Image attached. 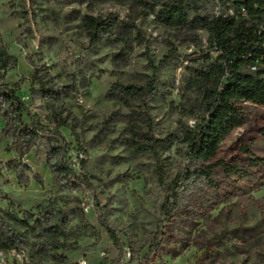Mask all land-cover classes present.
I'll list each match as a JSON object with an SVG mask.
<instances>
[{"label": "rangeland", "instance_id": "rangeland-1", "mask_svg": "<svg viewBox=\"0 0 264 264\" xmlns=\"http://www.w3.org/2000/svg\"><path fill=\"white\" fill-rule=\"evenodd\" d=\"M110 13L128 29L91 42L84 16ZM206 39L203 28H171L129 2L0 0V43L14 59L4 81L39 126L25 134L33 125L24 116L10 130L0 112V224L25 251L18 264H54L56 253L114 264L118 248L100 218L123 244L120 264H264V106L241 103L244 121L220 143L210 180L180 183L186 146L161 148L199 114L185 82ZM39 84L51 93H35ZM130 84L153 88L128 104L117 86ZM146 139L157 152L137 154L133 145ZM66 145L73 173L56 164ZM175 179L181 202L164 218L158 207Z\"/></svg>", "mask_w": 264, "mask_h": 264}, {"label": "trees", "instance_id": "trees-1", "mask_svg": "<svg viewBox=\"0 0 264 264\" xmlns=\"http://www.w3.org/2000/svg\"><path fill=\"white\" fill-rule=\"evenodd\" d=\"M95 1V0H93ZM132 3L146 8L156 19L171 28L193 29L203 28L207 32L208 52L203 54L201 63L193 68L186 79L185 85L189 90L197 93L199 98L198 115L192 125L183 123L176 135L169 134L165 138L167 148L173 142L186 146L187 162L186 174H183L180 183L193 178L210 180V163L217 155L222 140L244 121L241 103L249 102L264 106V0H101ZM206 2H212L217 11L211 14H202L200 9ZM232 11V14L229 11ZM83 25L91 42L119 40L120 34L128 27L120 26L114 14L106 17L86 15ZM118 36V37H117ZM13 57L0 43V112L9 118L6 128H12L10 121L24 124V116L28 117L29 130L36 134L39 127L32 119L29 106L19 97L15 89L5 82L7 70L11 67ZM147 86L118 85L117 90L127 98L128 104L132 100L146 95L152 89ZM33 92V91H32ZM31 92V94H32ZM51 93V89L39 84L35 93ZM193 114H195L193 112ZM27 128L28 125L25 124ZM24 127V128H25ZM264 135V129H262ZM65 142V140H64ZM69 145L63 148L58 159V170L73 173L69 164L63 161ZM55 150L54 148H51ZM133 150L137 154L151 151L157 152L155 142L146 139L136 142ZM209 163V164H207ZM207 164V165H206ZM182 198V191L176 179L168 185L166 194L159 204V211L164 218L178 208ZM25 218L31 219L29 213ZM15 221H21L16 215H10ZM62 220L61 222H63ZM102 226L107 231L118 248V257L114 264H120L123 255V244L114 229L105 220L100 218ZM61 224L55 226L53 233H61ZM161 231L154 237L156 246L159 243ZM16 234L13 229L5 228L0 224V248L8 250L16 245ZM54 264L67 263L60 254H55Z\"/></svg>", "mask_w": 264, "mask_h": 264}, {"label": "built area", "instance_id": "built-area-1", "mask_svg": "<svg viewBox=\"0 0 264 264\" xmlns=\"http://www.w3.org/2000/svg\"><path fill=\"white\" fill-rule=\"evenodd\" d=\"M229 13L232 14V11L230 10ZM7 253L9 255L13 256L14 259H15V261L18 264V262H21L22 261V257L24 256L25 251L21 247H17V248L16 247H13V248L8 249L7 250ZM0 264H8L7 261H6L5 255H2L1 254Z\"/></svg>", "mask_w": 264, "mask_h": 264}]
</instances>
